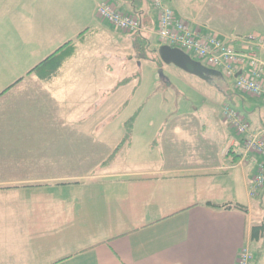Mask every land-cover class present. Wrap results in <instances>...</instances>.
Masks as SVG:
<instances>
[{"label": "crops", "instance_id": "0c3cea01", "mask_svg": "<svg viewBox=\"0 0 264 264\" xmlns=\"http://www.w3.org/2000/svg\"><path fill=\"white\" fill-rule=\"evenodd\" d=\"M144 1L143 33L157 54V14ZM105 3L131 13L121 0H0V264H237L240 251L258 243L251 230L262 221L264 189L249 196L261 158L244 155V136L223 110L264 128V101L217 77L220 108L191 97L189 110L166 112V122L138 140L141 107L121 145L126 121H96L103 107L95 98L80 102L86 92L78 86L64 90L65 81H95L93 51L82 54L91 46L119 51L123 35L133 51L131 35L112 32L99 18ZM168 4L192 30L225 41L264 36V0ZM69 42L75 54L54 76L33 71ZM108 72L104 62L100 76ZM263 262L256 254V264Z\"/></svg>", "mask_w": 264, "mask_h": 264}, {"label": "rangeland", "instance_id": "374dc122", "mask_svg": "<svg viewBox=\"0 0 264 264\" xmlns=\"http://www.w3.org/2000/svg\"><path fill=\"white\" fill-rule=\"evenodd\" d=\"M122 9V8H121ZM122 13L127 15H132L126 10H120ZM105 27H109L114 33L123 34L120 29L110 24H106ZM108 28V29H109ZM113 35V34H112ZM124 36L122 39L118 40L117 45L121 48L119 51L113 47L110 51L105 48L103 45L95 44L91 46L88 50H85L82 54H90L93 51L94 59L96 60L95 65V81H79L78 83H68L64 82V90L72 89L78 86L80 91L86 92L85 98H81L80 102L94 100L95 106L102 105V109L99 113L96 114V121L107 120L109 116H112V122L120 123L124 120L127 121L131 116L136 113L139 108L145 106V112L142 118L138 121V140L147 139L149 137L150 128L158 123H164L167 118L166 112L175 111L178 108L186 106L189 110L191 107V97L198 99L199 102H204L206 107L220 108L223 104L222 94L216 83L210 85L201 78L191 75L174 65H167L161 61L158 54L152 52L148 53V62L134 60L133 51L130 47V42L127 40L124 41ZM100 45V46H99ZM101 49L106 50L107 54ZM158 49V48H157ZM109 53V56H108ZM120 56V60L116 57ZM194 60L196 58L193 57ZM150 61V62H149ZM104 62L110 67L109 76L106 78L101 77V70L103 69ZM201 64L204 65L202 61ZM150 63V64H149ZM108 68V67H107ZM129 78L130 81L128 84L115 89L116 85L123 79ZM229 88L233 89V81L227 80ZM106 86V90L103 88L98 92L99 87ZM78 88V89H79ZM108 88L112 89L109 93ZM93 89L96 91V97L87 96L91 95ZM133 96V97H132ZM90 97V99H89ZM110 97V99H109ZM126 102L129 103L127 111L124 112L126 108ZM99 103V104H98ZM91 107L87 110L80 120H84L86 117L93 113L94 107ZM123 107V108H122ZM184 112V110H182ZM181 112V113H183ZM197 117L201 116L196 114ZM67 116L64 115V119ZM188 120V117H185ZM117 127V126H116ZM264 198L263 203L259 204V220H264ZM7 235L9 229H3ZM1 233V231H0ZM264 237L260 239L261 247H257L259 243L255 245V249L250 248V250L255 255L254 264H256V254L264 255ZM264 264V262L262 263Z\"/></svg>", "mask_w": 264, "mask_h": 264}, {"label": "built area", "instance_id": "2783aa9c", "mask_svg": "<svg viewBox=\"0 0 264 264\" xmlns=\"http://www.w3.org/2000/svg\"><path fill=\"white\" fill-rule=\"evenodd\" d=\"M157 14L156 35L161 45L177 48L203 66L218 71L234 83V89L242 94L264 101V36L249 35L233 41H225L212 33L192 30L189 23L179 20L168 0H151ZM99 18L120 29L127 35L143 31L133 15L120 12L112 4L105 3L99 8ZM201 63V62H200ZM229 125L244 136V155H258L261 161L249 183V196L256 198L264 189V128H254L251 123L231 107L223 110ZM255 255L244 248L238 255L237 264H254Z\"/></svg>", "mask_w": 264, "mask_h": 264}, {"label": "trees", "instance_id": "16d2710c", "mask_svg": "<svg viewBox=\"0 0 264 264\" xmlns=\"http://www.w3.org/2000/svg\"><path fill=\"white\" fill-rule=\"evenodd\" d=\"M121 1L130 7L132 15L139 21L144 31V29H146L145 27H143L144 17H146L145 1L144 0H121ZM143 31L131 35L129 39L131 40V44H132L134 60L148 61L149 60L147 56L148 53L151 54L152 52H156V51L150 50V41L148 40V38L144 36L145 33H143ZM80 40L81 39H79V41ZM74 54H75V46L73 45L72 42H69L65 44L62 48L57 50L55 53L47 57L44 61H42L37 67H35V69H33V71H42L45 74L46 78L50 79L58 72V70L62 67V65L68 59H70ZM129 81H130L129 78L123 79L116 85L115 89H118L128 84ZM140 109L141 108H139L136 111V113H134V115L125 122V136L121 141V145L130 140L132 127L137 116L140 113ZM208 206L212 208H217V206L211 205L210 203H208ZM218 208H223V209L234 208L237 210L245 211V209L240 205H223V206H218ZM263 237H264V220H262L258 226L252 228L251 241L259 243L260 239Z\"/></svg>", "mask_w": 264, "mask_h": 264}, {"label": "water", "instance_id": "95a60500", "mask_svg": "<svg viewBox=\"0 0 264 264\" xmlns=\"http://www.w3.org/2000/svg\"><path fill=\"white\" fill-rule=\"evenodd\" d=\"M157 54L163 63L174 65L191 75L201 78L207 83L213 84L214 78L222 77L221 73L204 67L180 49L162 45L158 48Z\"/></svg>", "mask_w": 264, "mask_h": 264}, {"label": "flooded vegetation", "instance_id": "af4514ba", "mask_svg": "<svg viewBox=\"0 0 264 264\" xmlns=\"http://www.w3.org/2000/svg\"><path fill=\"white\" fill-rule=\"evenodd\" d=\"M209 69V68H208Z\"/></svg>", "mask_w": 264, "mask_h": 264}]
</instances>
